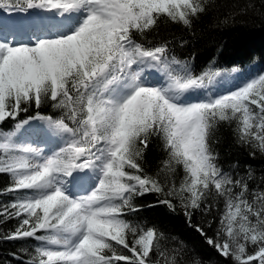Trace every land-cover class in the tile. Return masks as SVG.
Segmentation results:
<instances>
[{
    "label": "snow or ice",
    "instance_id": "obj_1",
    "mask_svg": "<svg viewBox=\"0 0 264 264\" xmlns=\"http://www.w3.org/2000/svg\"><path fill=\"white\" fill-rule=\"evenodd\" d=\"M218 7L0 0V225L16 222L0 243L19 242V264H209L147 214L158 207L182 210L221 264H264V176L250 186L251 168H223L214 143L228 128L264 155V56L200 66L162 31L194 34Z\"/></svg>",
    "mask_w": 264,
    "mask_h": 264
},
{
    "label": "trees",
    "instance_id": "obj_2",
    "mask_svg": "<svg viewBox=\"0 0 264 264\" xmlns=\"http://www.w3.org/2000/svg\"><path fill=\"white\" fill-rule=\"evenodd\" d=\"M215 2L219 7L196 25L194 34L175 25L164 27L163 32L176 37L175 54L181 59L194 57V63L200 66H207L210 59H215L217 63L221 60L226 63L244 61L255 66L259 65L261 57L264 56V2L262 0H215ZM248 4L254 7L241 12L240 9ZM225 20L226 23L223 22ZM181 39L187 41L182 47L179 46ZM217 137L214 143L220 152L222 167L228 169L235 164L241 174H246L247 169L251 168L255 179L249 182L250 186L259 183V178L264 176V155L257 152L253 157L249 154V150L236 145L233 134L228 128H220ZM164 156L161 143L156 142L147 153L150 171L155 169L157 162ZM7 185L8 178L0 177V189ZM7 199L9 197L6 195L0 196V200ZM145 199L154 202V197ZM146 212L156 218L158 224L167 232L184 239L193 249V254L209 264H221L223 258L203 244L200 238L185 225L182 210L171 213L158 207L155 211L147 209ZM15 225V221H9L0 225V231L13 228ZM18 243H0V264H19L17 256L28 258L27 254L19 249ZM12 253H17V256H13Z\"/></svg>",
    "mask_w": 264,
    "mask_h": 264
},
{
    "label": "rangeland",
    "instance_id": "obj_3",
    "mask_svg": "<svg viewBox=\"0 0 264 264\" xmlns=\"http://www.w3.org/2000/svg\"><path fill=\"white\" fill-rule=\"evenodd\" d=\"M17 19H19V14L12 16V17L4 15V17H3L4 27L6 26V28H13V25H15L17 23ZM5 21H9V23H5ZM255 263L256 262H253V264H255Z\"/></svg>",
    "mask_w": 264,
    "mask_h": 264
},
{
    "label": "bare ground",
    "instance_id": "obj_4",
    "mask_svg": "<svg viewBox=\"0 0 264 264\" xmlns=\"http://www.w3.org/2000/svg\"><path fill=\"white\" fill-rule=\"evenodd\" d=\"M15 20V19H14ZM4 23V22H3ZM5 23H9V21H5ZM19 23V19H17V23L15 25H13V27H15L17 24ZM6 27V26H5Z\"/></svg>",
    "mask_w": 264,
    "mask_h": 264
}]
</instances>
